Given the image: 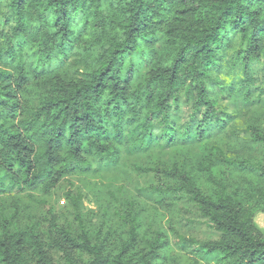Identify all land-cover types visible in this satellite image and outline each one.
Wrapping results in <instances>:
<instances>
[{
  "label": "trees",
  "instance_id": "trees-1",
  "mask_svg": "<svg viewBox=\"0 0 264 264\" xmlns=\"http://www.w3.org/2000/svg\"><path fill=\"white\" fill-rule=\"evenodd\" d=\"M88 1L0 0V43L7 42L0 55L18 57L15 76L0 68V171L8 180L7 185L0 180L1 189L24 184L51 190L74 163L86 162L84 140L98 156H111V145L100 138L121 140L124 127L132 123L141 146L217 136L230 116L218 98L235 92L241 103L251 100V66L264 55V0H113L109 23L119 37L102 42L94 68L76 80L46 72L44 64L53 53L67 56L73 18L86 13L83 4ZM92 23L99 29L107 21L99 17ZM156 33L163 34L162 51L152 39ZM30 53L35 60L29 64L24 55L29 58ZM134 57L150 65L145 76L135 74ZM32 70L50 77L48 94L30 116L17 124L7 122ZM186 104L190 109H183ZM245 131L264 146L263 126L250 123ZM62 150L68 153L63 156ZM258 165L264 173V162ZM140 169L155 173L153 188L160 193L177 189L163 186L162 175L181 180L178 189L186 190L219 239L178 235L171 242L158 235L133 261V224L129 239L109 257L99 236L93 243L86 232H73L59 222L52 206L47 208L48 231L34 224L21 229L13 201L10 213L0 212V264H163L173 260L172 246L194 255L196 244L204 254L220 253V264H264V206L246 216L239 201L206 195L178 167ZM68 186L67 196L76 205L70 182Z\"/></svg>",
  "mask_w": 264,
  "mask_h": 264
},
{
  "label": "rangeland",
  "instance_id": "rangeland-1",
  "mask_svg": "<svg viewBox=\"0 0 264 264\" xmlns=\"http://www.w3.org/2000/svg\"><path fill=\"white\" fill-rule=\"evenodd\" d=\"M83 6L86 13L75 15L72 21L74 34L67 56L62 58L59 53H53L44 64L46 72L54 76L76 80L82 72L94 68L97 53L103 49L102 42L108 37H119L109 23L115 14L116 2L89 0ZM99 17L107 24L95 29L92 22ZM11 27V24L7 25V29ZM152 39L156 42V49L162 51L163 34L156 33ZM30 46L27 45L26 53ZM0 47L6 48L7 42L2 41ZM149 53V50L145 51V54ZM25 55L24 61L26 58L29 64L35 60L33 53L29 58ZM14 59L0 55V68L15 76L18 67ZM133 59L138 64L135 74L145 76L150 65L140 57ZM38 72L30 71L29 80L19 92L14 112L4 119L7 122L17 124L30 116L39 100L47 96L50 77ZM237 78L242 81V75L238 74ZM248 81L252 88L248 104L241 103L235 92L218 98L219 106L230 114L219 135L190 142L174 140L141 146L136 142L137 129L133 123L128 124L124 127L121 140L100 138L103 143L111 145V156H98L84 140L81 147L86 162L74 163L49 191L27 189L24 184L14 188L0 187V212L10 213L15 201L18 227L24 229L34 224L39 230L48 231L47 208L52 206L59 222L73 232H86L93 243L99 236L103 240L104 254L109 257L120 251L135 224L137 237L131 249L133 261H137L141 250L150 248L158 235L171 242L178 235L199 241L219 239L186 190L178 189L183 185L181 180L162 175L159 181L163 186L177 189L160 193L153 188L158 182L155 173L144 172L140 168H154L160 164L178 167L190 174L206 195L239 201L246 216L251 215L253 208L264 206V173L258 167L264 162V146L253 142L250 133L245 131V126L250 123L264 127V55L252 64ZM190 107L186 104L183 109ZM67 153L68 150L61 151L63 156ZM0 180L4 185L8 184L3 171H0ZM68 182L71 183L70 193L76 205L67 196ZM172 248L173 260L163 264H220L222 258L220 253H202L199 244L194 246V255L174 246Z\"/></svg>",
  "mask_w": 264,
  "mask_h": 264
}]
</instances>
